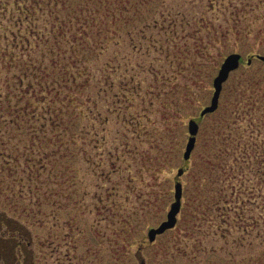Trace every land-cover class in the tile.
I'll list each match as a JSON object with an SVG mask.
<instances>
[{
    "label": "rangeland",
    "instance_id": "rangeland-1",
    "mask_svg": "<svg viewBox=\"0 0 264 264\" xmlns=\"http://www.w3.org/2000/svg\"><path fill=\"white\" fill-rule=\"evenodd\" d=\"M244 3L0 0V212L30 231L16 264H264V100L239 103L264 99V61L240 47L264 50V5L243 17ZM237 13L255 32L225 39ZM177 179L176 225L150 242Z\"/></svg>",
    "mask_w": 264,
    "mask_h": 264
},
{
    "label": "trees",
    "instance_id": "trees-1",
    "mask_svg": "<svg viewBox=\"0 0 264 264\" xmlns=\"http://www.w3.org/2000/svg\"><path fill=\"white\" fill-rule=\"evenodd\" d=\"M213 4V2H211ZM262 5H264V0H256L255 6H252L251 4L248 5V3H244L243 9H241V12L245 15H247V12L251 10H256L259 9ZM247 6L249 7L248 9ZM236 7V5H235ZM246 9V11L244 10ZM233 15V14H232ZM250 18V16H249ZM249 18L246 20L248 21ZM254 22L257 20H260L261 18H264V14L259 13L258 15L253 17ZM233 23L229 27H226L225 29L221 28L219 30V35L224 37L225 39L228 38L229 40V35H232L234 37H237L234 40H237L238 38H243V40H246V37L250 36L252 32H255V28L253 25H250L249 23L247 25H242L241 18L239 17V14H235L233 16ZM246 19V18H245ZM204 28H207L208 30H211L213 26H209L211 28H208V25H203ZM214 30V33L216 34L218 32L217 27L212 28ZM62 32V29H60ZM258 33H262L264 35V26L258 27V30L256 31ZM218 34V33H217ZM244 46H248L245 44H242L241 50L246 53L248 56H252L253 54H263L264 55V50L262 48H257V49H252L251 46H248L247 48H244ZM244 48V49H243ZM75 62V61H74ZM248 64V63H247ZM81 74L75 75L72 74L71 81L73 82V85L75 86H80L84 88L88 82H89V77L84 76L82 79ZM31 78H36V76L32 75ZM31 78L28 80V88L34 89V84L31 81ZM42 77H39L38 83L41 81ZM68 82L69 83V76L65 77H59L58 81H56L57 85L62 86V83ZM48 86V85H47ZM45 86V87H47ZM44 88V87H43ZM47 89V88H46ZM45 90V88H44ZM81 101L85 103L88 100V97L80 99ZM262 100H264L262 97L258 96H242V100L239 101L241 104H258ZM241 105L237 108V111L235 112L236 115H243V110H240ZM78 115L83 117L85 116V110L80 109L78 112ZM229 134H224V137L227 138ZM246 160V156L244 154H240L237 157V162L240 164L242 161L244 162ZM30 231L27 227L24 225L20 224L18 221L13 219L12 217L6 216L5 213L0 212V264H16L17 262V249L20 248L23 243H27L29 239Z\"/></svg>",
    "mask_w": 264,
    "mask_h": 264
},
{
    "label": "water",
    "instance_id": "water-1",
    "mask_svg": "<svg viewBox=\"0 0 264 264\" xmlns=\"http://www.w3.org/2000/svg\"><path fill=\"white\" fill-rule=\"evenodd\" d=\"M240 57L241 55L239 53L232 52L226 55V57L223 59L217 71V74L215 75L212 81L213 92L210 98V102L208 105L204 106L200 110L199 113L200 117H202L207 113H212L217 109L223 83L227 80L230 72L238 67ZM255 57L264 61V55L257 54ZM249 62L250 59H248V63ZM187 129H188V139L182 154L183 159H188L190 157L191 151L195 146L196 135L199 130V125L197 121H195L194 119H189L187 123ZM183 171H184L183 168L179 167L177 169L176 176L179 177L183 173ZM181 197H182V183L180 180L177 179L174 182V200L170 204V208L167 211L166 218L163 221H161L157 226L150 227L148 229L147 231L148 241L152 242L157 235L162 234L166 230L171 229L175 226V223L177 221V214L181 207ZM140 264H144L143 259L140 260Z\"/></svg>",
    "mask_w": 264,
    "mask_h": 264
}]
</instances>
